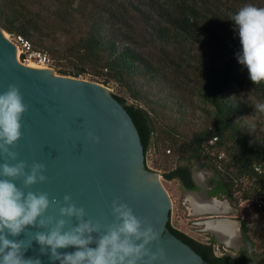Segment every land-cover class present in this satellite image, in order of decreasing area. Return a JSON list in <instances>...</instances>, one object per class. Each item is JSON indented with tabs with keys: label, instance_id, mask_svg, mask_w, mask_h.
Here are the masks:
<instances>
[{
	"label": "trees",
	"instance_id": "1",
	"mask_svg": "<svg viewBox=\"0 0 264 264\" xmlns=\"http://www.w3.org/2000/svg\"><path fill=\"white\" fill-rule=\"evenodd\" d=\"M247 4L264 7V0H0V27L66 61L59 73L118 86L111 93L131 116L143 153L152 142L176 160H193L211 171L209 192L241 209L245 248L233 256L214 254V237L199 240L167 219L208 264H247L255 255L264 262V113L254 110L264 82L254 85L238 63L231 21ZM161 174L196 187L187 163ZM247 197L261 203L245 208Z\"/></svg>",
	"mask_w": 264,
	"mask_h": 264
},
{
	"label": "water",
	"instance_id": "2",
	"mask_svg": "<svg viewBox=\"0 0 264 264\" xmlns=\"http://www.w3.org/2000/svg\"><path fill=\"white\" fill-rule=\"evenodd\" d=\"M3 33L0 27V93L15 85L27 105L20 121L21 137L11 150L28 167L43 164L47 177L25 191L47 193L50 200L61 202L69 195L77 207L85 209V219L104 225L113 221L111 206L118 200L159 233L147 247L151 252L162 248L165 255L153 264H208L168 228L170 199L158 178L161 173L145 166L136 126L110 89L95 80L27 65L18 60L14 43ZM4 160L0 157V163ZM16 183L21 186L20 181ZM207 202L194 201V211L206 212ZM48 214L55 212L49 209ZM207 221V228L222 241L214 227L230 220L215 216ZM38 254L39 245L33 241L25 257ZM40 259L51 264L47 256Z\"/></svg>",
	"mask_w": 264,
	"mask_h": 264
},
{
	"label": "clouds",
	"instance_id": "3",
	"mask_svg": "<svg viewBox=\"0 0 264 264\" xmlns=\"http://www.w3.org/2000/svg\"><path fill=\"white\" fill-rule=\"evenodd\" d=\"M231 21L241 44L238 63L258 85L264 82V7L244 5ZM254 110L264 113V102L256 103ZM26 111L15 85L0 93V157L5 158L0 163V264H42L40 256H47L51 264H153L164 259L162 248L151 252L147 247L159 233L125 203L113 200V221L104 225L85 219V209L77 207L69 195L61 202L50 200L47 193L25 191L47 180L43 164L28 167L11 150L21 137L20 121ZM94 139L99 142L98 137ZM49 209L55 214H48ZM33 241L39 245V254L26 258ZM68 248L75 251H59Z\"/></svg>",
	"mask_w": 264,
	"mask_h": 264
},
{
	"label": "rangeland",
	"instance_id": "4",
	"mask_svg": "<svg viewBox=\"0 0 264 264\" xmlns=\"http://www.w3.org/2000/svg\"><path fill=\"white\" fill-rule=\"evenodd\" d=\"M5 33H6V37L8 38L10 35L6 31ZM24 63L28 64L29 61L27 62L25 60ZM65 64L67 65L66 61L52 60V66H50V68L52 69L53 72L59 73L57 71V68ZM65 74H69V73H65ZM77 76L89 79V76L87 75L79 74ZM98 82H101V81H98ZM104 85L107 88H109L110 91L112 92L119 91L118 86L115 84L107 83ZM126 98L127 100H131L128 96H126ZM168 151H169L168 148H164L163 150L160 144H159L158 149H156L154 144L151 142L146 148V151L144 153L145 166L148 168L157 170L161 173L167 168L172 167L175 163H178V162L187 163L192 173H194V175L198 176L199 178L203 179L204 177H207L209 175L210 172L206 168L199 166L193 160H190V161L183 160V159L176 160L175 156L171 155ZM158 178L161 184L163 185V187L165 188V190L167 191V194L170 199L169 217H168L169 222L173 226L177 227L178 229L186 232L187 234L199 240H206L210 236L213 237L214 236L213 233L207 228L206 224L204 223L205 219L207 218L205 215L207 212L194 211L193 209L194 205H192L193 203L192 201H193L194 196L189 191H185L176 178L174 177L165 178L162 174H159ZM219 199H220L219 204L223 209L213 210L208 213H212L217 216H223L227 219L229 218L228 220L231 219L233 222H236L237 220L239 221V216L242 214L241 209L235 208L232 202H228L229 200L227 201L223 197ZM233 235L234 236L232 238L231 243H228L225 240L219 241L216 238H214L215 239L214 245H218L222 243L226 246V248L229 251L233 250V253H235L237 247H240L243 245L245 246V243L243 242L242 238H240L239 230L234 229ZM251 249L254 253H258L256 249H253V248ZM248 264H264V262H262L260 256L255 255L254 258Z\"/></svg>",
	"mask_w": 264,
	"mask_h": 264
},
{
	"label": "built area",
	"instance_id": "5",
	"mask_svg": "<svg viewBox=\"0 0 264 264\" xmlns=\"http://www.w3.org/2000/svg\"><path fill=\"white\" fill-rule=\"evenodd\" d=\"M9 35L10 36L8 37V39L14 43L15 48L17 49L18 60L21 59L22 62H24L25 60H32L40 67L52 66V59L45 51L32 47L31 44L20 34ZM219 155H221V153ZM260 203L261 199H256L254 197H247L240 202L241 205L248 209L251 208L254 204L256 206H259ZM212 246L215 253H217V251L222 252L226 248L223 244L214 245L213 243Z\"/></svg>",
	"mask_w": 264,
	"mask_h": 264
},
{
	"label": "flooded vegetation",
	"instance_id": "6",
	"mask_svg": "<svg viewBox=\"0 0 264 264\" xmlns=\"http://www.w3.org/2000/svg\"><path fill=\"white\" fill-rule=\"evenodd\" d=\"M208 171L210 172L209 175L207 177H204L202 179V178H199L198 176L194 175V173H192V171L190 170V176H191L192 180L194 181L196 187H185V186L182 185V183L180 182V180L178 178H176L179 181V183L181 184L182 188H184L185 191H189L194 196L193 197V202L194 201L196 202L197 200L203 202L204 199L210 201V202H207L206 203V205H207V207H206L207 208V211L206 212L207 213L205 215H206L207 218L204 221L205 224H206V222H208L207 221L208 219H213L215 216H217V215H214V214L208 213V212H211L213 210H217V209H220L221 208V206L219 205V201H220L219 198L223 197V198H225L228 201V198H226L223 194L219 196L217 194H214V193H210L209 192L211 190L212 184L209 183L210 182L211 171L210 170H208ZM213 197H216L217 201H213L212 200ZM228 202H230V201H228ZM202 204H205V202L202 203ZM200 212H203V211H200ZM218 217H220V216H218ZM237 222H238V229L237 230L240 231V221L237 220ZM213 237L216 238L215 235ZM232 238H233V234H232ZM240 238H242L241 237V233H240ZM244 248H245L244 245L243 246H240V247H237L235 253H233V250H230L229 251L227 248H225L224 251H222V252L221 251L218 252V253H215L214 251L213 252H214V254H220V253L226 252V253L230 254L231 256H233V255H237Z\"/></svg>",
	"mask_w": 264,
	"mask_h": 264
},
{
	"label": "bare ground",
	"instance_id": "7",
	"mask_svg": "<svg viewBox=\"0 0 264 264\" xmlns=\"http://www.w3.org/2000/svg\"><path fill=\"white\" fill-rule=\"evenodd\" d=\"M3 34L6 36V33H3ZM28 61L29 63L27 65L40 67L34 61L27 60V62ZM207 225H208V222H206V226ZM214 229H216V231L219 233V236L221 237L222 240H225L228 243L232 242V234H233L234 228L230 224L226 223L224 226H215Z\"/></svg>",
	"mask_w": 264,
	"mask_h": 264
},
{
	"label": "crops",
	"instance_id": "8",
	"mask_svg": "<svg viewBox=\"0 0 264 264\" xmlns=\"http://www.w3.org/2000/svg\"><path fill=\"white\" fill-rule=\"evenodd\" d=\"M220 205V204H219ZM221 209H223L222 207L219 209V210H221ZM229 219V218H228ZM233 223H235V226H234V229H237L238 228V226H237V221L236 222H233L231 219H230V225L233 227Z\"/></svg>",
	"mask_w": 264,
	"mask_h": 264
}]
</instances>
